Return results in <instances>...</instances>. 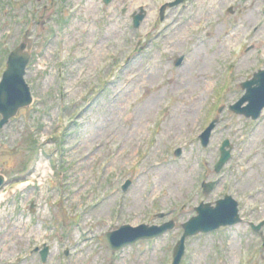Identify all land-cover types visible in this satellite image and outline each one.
<instances>
[{"label":"rangeland","instance_id":"374dc122","mask_svg":"<svg viewBox=\"0 0 264 264\" xmlns=\"http://www.w3.org/2000/svg\"><path fill=\"white\" fill-rule=\"evenodd\" d=\"M163 1L0 0V80L9 52L27 41L32 59L26 81L34 96L33 105L0 132V167L8 179L0 192V264H172L182 224L197 214L193 207L225 192L237 194L244 221L188 237L181 264H264L259 233L249 227L264 220V116L251 123L227 107L219 114L211 97L234 60L236 72L217 104L235 102L244 94L239 77L264 64V55L232 53L236 41L226 33L240 16L222 15L230 0L219 6L188 0L190 10L170 9V22L157 23L139 41L142 51H134V39L157 22ZM141 4H148L147 13L134 28ZM258 6L250 0L241 7L238 35H250L260 16L251 9ZM255 39L264 45V27ZM184 52L187 63L176 67V56ZM148 101L153 103L147 110ZM213 115L219 123L205 149L197 135ZM226 138L234 142L236 157L213 173L221 175V185L203 196L200 182L212 179ZM119 141L123 148L112 161ZM127 180L131 185L121 195ZM162 212L168 215L160 217ZM170 220L171 231L118 252L100 240L124 223ZM46 246L43 263L32 250Z\"/></svg>","mask_w":264,"mask_h":264},{"label":"water","instance_id":"95a60500","mask_svg":"<svg viewBox=\"0 0 264 264\" xmlns=\"http://www.w3.org/2000/svg\"><path fill=\"white\" fill-rule=\"evenodd\" d=\"M110 0H107L109 2ZM140 18H136L135 26L139 25ZM31 53L27 50V44H21L14 50L8 61V69L4 73L3 81L0 83V129L10 121V118L17 114L19 108L27 106L32 102V97L28 86L24 81L26 67L30 61ZM264 75V72L261 73ZM257 83L258 87L253 88V84ZM247 88V94L233 107L237 113H244L246 116H251L256 119L262 108L264 107V76H258L254 81L243 85ZM249 101L248 107L241 108V105ZM212 126L204 135V145L208 142V137ZM227 142L224 143V146ZM229 154L224 147L222 148V158L217 166L219 170ZM5 178L0 174V187L4 184ZM129 183L124 186L127 189ZM199 215L192 218L188 223L184 224L185 234L179 243L178 250L175 255V264H178L183 254L184 240L187 236L197 234L199 232H210L221 226L233 225L240 221L236 203L229 205L227 201H219L218 207L213 210L209 204L201 205L197 209ZM172 224L168 223L161 227L148 228L140 226L135 235H130L127 231H135L130 228H123L122 230L107 233L102 240L112 250H118L121 247L131 244L141 238H152L171 229ZM47 250L42 252V258L45 261Z\"/></svg>","mask_w":264,"mask_h":264},{"label":"bare ground","instance_id":"6f19581e","mask_svg":"<svg viewBox=\"0 0 264 264\" xmlns=\"http://www.w3.org/2000/svg\"><path fill=\"white\" fill-rule=\"evenodd\" d=\"M152 103H153L152 101H148V102L146 103V105H145V109H147V110L150 109L151 106H152ZM141 111H142V110H141ZM45 174H46V173H45ZM0 198H2L1 195H0ZM138 203L141 204V202H138Z\"/></svg>","mask_w":264,"mask_h":264},{"label":"flooded vegetation","instance_id":"af4514ba","mask_svg":"<svg viewBox=\"0 0 264 264\" xmlns=\"http://www.w3.org/2000/svg\"><path fill=\"white\" fill-rule=\"evenodd\" d=\"M240 1L242 2L243 0H240ZM248 1H250V0H245V2H243V3H247ZM252 1L255 2V4H258V5H261L264 2V0H252Z\"/></svg>","mask_w":264,"mask_h":264}]
</instances>
